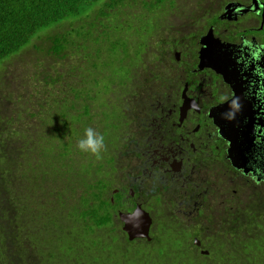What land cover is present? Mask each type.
Wrapping results in <instances>:
<instances>
[{"label":"trees","instance_id":"trees-1","mask_svg":"<svg viewBox=\"0 0 264 264\" xmlns=\"http://www.w3.org/2000/svg\"><path fill=\"white\" fill-rule=\"evenodd\" d=\"M166 5L0 0V72L36 53L15 69L20 91L0 99V264H264V184L200 227L160 211L150 241L122 229L112 189L127 142L171 81ZM89 126L106 136L102 159L76 148Z\"/></svg>","mask_w":264,"mask_h":264},{"label":"flooded vegetation","instance_id":"flooded-vegetation-1","mask_svg":"<svg viewBox=\"0 0 264 264\" xmlns=\"http://www.w3.org/2000/svg\"><path fill=\"white\" fill-rule=\"evenodd\" d=\"M166 3L170 85L154 92L112 189L118 213L141 206L151 231L156 212L200 227L264 184V0Z\"/></svg>","mask_w":264,"mask_h":264},{"label":"clouds","instance_id":"clouds-1","mask_svg":"<svg viewBox=\"0 0 264 264\" xmlns=\"http://www.w3.org/2000/svg\"><path fill=\"white\" fill-rule=\"evenodd\" d=\"M76 148L82 153L90 154L97 160L102 159L103 153L106 151V136L91 126L85 127L83 135L77 139ZM142 216V209L135 207L129 208L125 223L138 221Z\"/></svg>","mask_w":264,"mask_h":264},{"label":"rangeland","instance_id":"rangeland-1","mask_svg":"<svg viewBox=\"0 0 264 264\" xmlns=\"http://www.w3.org/2000/svg\"><path fill=\"white\" fill-rule=\"evenodd\" d=\"M171 20V16L168 18ZM34 44H37L36 42ZM36 55L35 51L27 52L16 56L9 62H7L1 69L0 72V99L6 97L9 93H16L20 91L22 84V77L16 75V70H21L20 66H28L31 61L30 57ZM34 58V57H33ZM4 100L0 101V106L4 105Z\"/></svg>","mask_w":264,"mask_h":264},{"label":"water","instance_id":"water-1","mask_svg":"<svg viewBox=\"0 0 264 264\" xmlns=\"http://www.w3.org/2000/svg\"><path fill=\"white\" fill-rule=\"evenodd\" d=\"M136 208L142 209L141 206H137ZM142 210L143 216L138 221H130L128 223H125V220L127 219V213H119V218L123 223L122 229L126 233L130 241H133L135 239H147L149 241L151 240L150 233L152 227V217L147 211H145L144 209ZM194 243L197 247L201 245L198 239H195ZM201 253L203 255H207L208 251L201 250Z\"/></svg>","mask_w":264,"mask_h":264}]
</instances>
